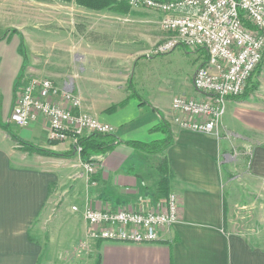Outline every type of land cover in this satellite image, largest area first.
<instances>
[{"label": "crops", "instance_id": "obj_1", "mask_svg": "<svg viewBox=\"0 0 264 264\" xmlns=\"http://www.w3.org/2000/svg\"><path fill=\"white\" fill-rule=\"evenodd\" d=\"M36 6L25 7L22 19L0 13V264H88L90 253L94 264H264V244L225 228V209L236 192L225 181L232 159L247 157L246 168L234 175L237 194L253 199L252 209L264 197V97L249 89L228 97L216 135L183 129L171 103L177 96L203 98L192 78L206 51L188 66L182 79L188 89L172 88L164 84L170 69L154 56L94 29L98 13L74 0ZM9 28L22 33L23 43L15 33L5 35ZM31 77L75 94L80 112L109 124L123 141L95 157V174L85 172L76 151L62 155L73 147L71 139L50 143L44 116L26 127L10 121L21 82ZM161 121L171 132L162 151L126 143L163 139L165 133L153 130ZM5 125L54 154L21 149ZM170 192L179 220L161 229L157 241L88 239L84 206L158 210Z\"/></svg>", "mask_w": 264, "mask_h": 264}, {"label": "built area", "instance_id": "obj_2", "mask_svg": "<svg viewBox=\"0 0 264 264\" xmlns=\"http://www.w3.org/2000/svg\"><path fill=\"white\" fill-rule=\"evenodd\" d=\"M132 7H144L160 14V27L170 33L150 50L152 55L168 53L178 46L204 49L207 61L193 75L192 84L202 99L177 96L171 107L183 129L217 134L225 101L240 96L264 54V0H112ZM147 56H150L147 54ZM213 69V70H212ZM78 97L46 78H26L15 98L10 121L26 127L42 115L49 128V141L76 144L79 136L112 133L111 126L79 111ZM79 147L75 148L78 153ZM88 175L97 165L83 163ZM73 211H78L72 206ZM81 215L90 240L150 243L159 231L178 220L176 195L168 193L158 210L133 211L125 207L84 206Z\"/></svg>", "mask_w": 264, "mask_h": 264}, {"label": "rangeland", "instance_id": "obj_3", "mask_svg": "<svg viewBox=\"0 0 264 264\" xmlns=\"http://www.w3.org/2000/svg\"><path fill=\"white\" fill-rule=\"evenodd\" d=\"M41 1L43 0H0V13L22 19L26 14L24 13L25 7L35 11L38 9L36 5ZM62 1L69 2L70 0ZM80 6L98 13L99 16L95 21L94 29L100 31L104 37H109L113 39V42L117 41L123 46L141 47L144 49L145 56L147 54L154 56L155 63L164 68H169L170 75L166 77L164 84L170 85L172 88L183 86V88L188 89L187 81L184 84L182 79L188 73V66L205 58V50L178 46L168 53L151 55L149 50L170 35L160 27V14L158 12L140 6L120 5L113 1H109V5L101 8ZM89 25L91 26L92 23ZM7 33H15L19 37L20 43H23V35L16 28L5 30V35ZM19 55L24 57V52L21 51ZM247 87L251 92L256 90L259 97H264V56L259 66L252 73ZM244 157L243 155V159L238 162L235 161L236 159H232L234 160L232 168L225 175L226 183L230 182L233 191H236L232 196L231 208L225 209V228L232 227L241 233L246 232L259 243L264 244V197H258V200H255L257 208L252 209L250 205L253 199L244 197L241 191L237 194L240 185L234 175L241 173L246 168L247 157ZM90 255L92 257L88 264H94V253H90Z\"/></svg>", "mask_w": 264, "mask_h": 264}, {"label": "trees", "instance_id": "obj_4", "mask_svg": "<svg viewBox=\"0 0 264 264\" xmlns=\"http://www.w3.org/2000/svg\"><path fill=\"white\" fill-rule=\"evenodd\" d=\"M74 1L77 4L83 5L86 7H90V8L100 7L101 8V7L109 5V1H112V0H74ZM117 4H120V5L123 4V5L128 6L125 3H117ZM247 88L248 87L245 88V91L248 90ZM3 128L7 132L10 133L13 140L17 142V144L21 147V149L30 151V152H37V153L45 154V155L54 154V152H52L51 150H48V149L36 146L32 143L26 142L22 140L21 138H19L17 135L12 134L9 131L8 126L5 125L3 126ZM153 130L162 131L163 133H165V137L161 140L150 142V143H144L140 141H127L126 143L134 147L135 149L145 151L148 153L160 152L171 143V132L167 124L163 121H161L159 125L154 127ZM50 143L53 144L54 142L50 141ZM120 143H123V141L117 138L113 133H96V132L89 133L87 135L79 136L77 138L76 144L73 145V147L70 148L69 150L62 152V155L71 156L72 152L75 151V148L79 147L80 150L78 152V155H79L81 162L82 163H95L96 156H103L107 154L115 146H117Z\"/></svg>", "mask_w": 264, "mask_h": 264}]
</instances>
